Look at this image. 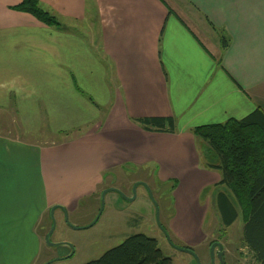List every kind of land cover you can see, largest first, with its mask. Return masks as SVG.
I'll return each mask as SVG.
<instances>
[{
    "label": "crops",
    "instance_id": "1",
    "mask_svg": "<svg viewBox=\"0 0 264 264\" xmlns=\"http://www.w3.org/2000/svg\"><path fill=\"white\" fill-rule=\"evenodd\" d=\"M39 1L59 26L0 0V264L58 256L50 208L93 205L127 163L176 180L170 237L194 252L215 239L231 264H255L239 216L218 237L216 194L230 192L190 130L264 112V0Z\"/></svg>",
    "mask_w": 264,
    "mask_h": 264
},
{
    "label": "trees",
    "instance_id": "2",
    "mask_svg": "<svg viewBox=\"0 0 264 264\" xmlns=\"http://www.w3.org/2000/svg\"><path fill=\"white\" fill-rule=\"evenodd\" d=\"M13 8L28 12L47 25H60L58 17L44 8L39 0H21ZM222 44H226L223 39ZM134 122L147 130L174 131L170 117H142L134 119ZM190 131L206 142L217 156L218 163L208 167L220 170L221 177L216 185H225L232 197L224 191L216 194L221 225L225 228L239 216L244 225L245 245L251 251L255 264H264V112L257 107L241 119L230 118L222 123L199 125ZM224 228L218 231V237ZM171 241L174 242L173 239ZM214 241L211 240L209 245ZM174 244L193 249L184 244ZM171 263L172 258L161 251L154 237L134 233L98 258L81 264Z\"/></svg>",
    "mask_w": 264,
    "mask_h": 264
},
{
    "label": "rangeland",
    "instance_id": "3",
    "mask_svg": "<svg viewBox=\"0 0 264 264\" xmlns=\"http://www.w3.org/2000/svg\"><path fill=\"white\" fill-rule=\"evenodd\" d=\"M199 147L208 154L209 161H212L213 155L217 159L203 140L200 141ZM175 184L176 180L173 178L159 179L156 175V166L152 163L140 166L127 163L123 167H116L109 172L99 191L109 186L107 188L112 187L119 192L107 190L103 196V204L99 193L98 200L91 206L86 199L75 211L61 213L58 210L53 213L51 224L53 228L49 241L56 245H49L46 240L45 245L52 252L57 250L60 254L50 258L48 263L41 264L85 263L98 258L104 251L118 245L126 236L134 233L154 237L161 251L172 258V264H197L190 253L177 249L168 242L159 225L166 227L173 214L172 189ZM213 218L212 211H209L206 229L210 221L211 227L214 224ZM239 223L237 220L227 231L230 233L231 229H237ZM221 228L224 227L220 224L218 229ZM170 239L178 243L173 236ZM195 254L200 264H211L209 246L195 248ZM214 264H220L216 257ZM224 264H231L228 257L224 258Z\"/></svg>",
    "mask_w": 264,
    "mask_h": 264
},
{
    "label": "water",
    "instance_id": "4",
    "mask_svg": "<svg viewBox=\"0 0 264 264\" xmlns=\"http://www.w3.org/2000/svg\"><path fill=\"white\" fill-rule=\"evenodd\" d=\"M109 189L115 190V188L111 187V188H106V189L101 191L100 199H101L102 204H103V196L106 193V191L109 190ZM115 191H117V189ZM117 192H119V191H117ZM150 195H151V193H150ZM54 208H55V206H52L50 208V212H49V214H50L49 216H50L51 222H53V211H54ZM159 225H160V228L163 231L165 237L167 238L168 242L171 245H173L177 249L184 250V251L190 253L194 257V259L196 260L197 264H200L199 261H198V257L196 256L194 250H192L190 248L182 247V246H179V245H175L171 241L170 236H169L168 232L166 231V229L161 224H159ZM52 228H53V226H51L49 231L46 233L45 240H46V242L49 245H56V243H52V242L49 241V237H50V234L52 232ZM215 248H217V251L215 250ZM209 250H210L211 264H214L215 257L219 260L220 264H224V254H223V250H222V245L218 241L212 242L211 245L209 246Z\"/></svg>",
    "mask_w": 264,
    "mask_h": 264
},
{
    "label": "flooded vegetation",
    "instance_id": "5",
    "mask_svg": "<svg viewBox=\"0 0 264 264\" xmlns=\"http://www.w3.org/2000/svg\"><path fill=\"white\" fill-rule=\"evenodd\" d=\"M110 186H111V185H110ZM107 187H109V186H107ZM107 187H106V188H107ZM106 188H103V189H106ZM99 193H101V191H99ZM99 193H98V198H99ZM100 195H101V194H100ZM51 224H52V222L50 223V226H51ZM48 231H49V230H48ZM48 231H47V232H48ZM47 232H46V233H47Z\"/></svg>",
    "mask_w": 264,
    "mask_h": 264
}]
</instances>
